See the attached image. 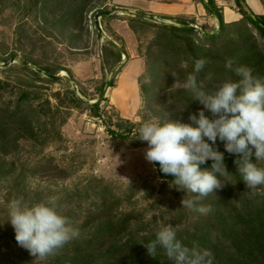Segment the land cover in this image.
<instances>
[{
    "label": "trees",
    "instance_id": "obj_1",
    "mask_svg": "<svg viewBox=\"0 0 264 264\" xmlns=\"http://www.w3.org/2000/svg\"><path fill=\"white\" fill-rule=\"evenodd\" d=\"M94 2L28 0L21 3L20 0L16 3L24 13L42 18L37 19L36 27L32 25L34 28L29 23L34 33L28 39L24 38V26L28 23L22 22L19 31L22 35L16 38L11 50L5 43L0 45V62L6 63L20 55L19 62L0 67V72L17 71L16 77L20 80L17 85H10L0 77V178L11 177L16 171L15 160H7L8 156L36 146L38 154L51 143L64 140L61 126L72 109L85 108L94 117L101 115L100 102L106 100L104 88L114 86L113 77L96 86L92 95H88L83 87L78 89V94L69 84L68 76L54 75L58 70L70 73L68 67L44 64L32 52L25 51L26 43H30L34 50L45 41L42 31L48 26L53 33V29L58 28L62 36L67 35L70 47H76ZM261 2L264 8V0ZM229 4L239 17L226 21L223 8L214 0L206 1V11L210 17L217 18V25L207 21L197 23L194 17L183 15H162L161 19L176 20V23H167L144 15L145 10L122 17L136 34L152 32L144 53L147 79L141 83V91L148 111L159 116L160 121L170 118L195 126L189 117H198L204 106L193 99L192 91L185 87L190 75H195L198 86L209 94L227 80L238 81L240 77L235 69L241 66L251 68L253 76L264 79V11L253 13L245 0H229ZM3 8L0 6V10ZM100 14L109 15L107 11H100ZM192 24L199 29L190 26ZM96 32L99 33L98 29ZM53 36L57 37L58 32ZM123 55L127 57L123 47L106 40L101 47L102 69L111 72ZM200 59L206 63L196 73L195 62ZM229 60L233 62L231 68L226 67ZM25 63L36 66V69ZM62 78L67 86L62 91L51 93L55 103L49 96L42 99L38 83ZM5 92L13 94V97L5 99ZM95 95L100 100L88 103V100L96 98ZM204 111L206 116L213 118L209 111ZM145 121L134 123L117 116L114 127L108 132L114 139L140 146L146 144L139 139V130ZM213 147L224 154L229 174L223 178L225 184L221 189L199 200L197 206L211 209L207 213L182 207L186 192L177 189L174 177L162 173L158 163L154 164L161 180L158 192L170 196L163 207V198H158L148 206L124 208L125 203L140 193L144 185L130 183L119 192L103 178H95L85 190L76 189L61 197L67 205L59 207V211L71 227L78 230L76 238L55 254L41 259L19 246L14 228L0 222V264H175L162 247H157L153 258L144 246L154 241L157 232L167 225L173 226L176 238L189 249L210 250L212 264H264V185L249 189L234 163L236 154L228 153L219 138ZM251 159L258 167L264 168V160L256 161L254 156ZM211 165L209 160L201 165V169L210 170ZM80 166L81 163L75 160L63 162L52 155L39 156L22 166L14 186L17 189L26 178L54 182L65 180L78 172ZM187 196L192 198L194 194L188 193ZM25 204L32 205V202ZM0 218L1 221L9 219V213ZM7 231L12 233L14 244L4 242Z\"/></svg>",
    "mask_w": 264,
    "mask_h": 264
},
{
    "label": "rangeland",
    "instance_id": "obj_2",
    "mask_svg": "<svg viewBox=\"0 0 264 264\" xmlns=\"http://www.w3.org/2000/svg\"><path fill=\"white\" fill-rule=\"evenodd\" d=\"M25 1L28 0H21V3ZM148 1L150 0H95L92 10L87 13V26L79 35L80 40L76 42V47H70L67 35L62 36L58 28L53 29L55 33L58 32V36H53L55 33L49 26L42 31L45 41L37 45L34 50L31 49L30 43H26L25 51L32 52L34 57H39L44 64L68 67L70 73L58 70L54 75L68 76L69 84L78 94H80L78 89L83 87L88 95H92L96 86L104 80L108 81L111 77H113L114 86L104 88L106 100L100 102L102 108L100 116H92L85 108L71 110L67 121L61 126L64 140L60 143H51L38 154L37 146L35 148L26 146L27 148L19 153L6 158L15 160L16 171L11 177L0 178V217L9 213V204L16 199H22L24 203L31 201L35 204L46 201L50 196H56L58 204L60 203L59 207L64 208L67 203L61 200L63 195L76 189L85 190L89 182L95 178H103L115 191L119 192L124 191L130 183L144 185L143 190L129 203H125L124 208L148 206L158 198H163L161 207L167 204L169 195L163 196L158 192L161 180L155 165L146 161L144 157L147 143L134 146L128 141L112 138L108 132V129L114 127L117 116L128 118L134 123L141 120H160L159 116H154L148 111L141 91V83L147 79L144 53L152 38V32L149 30L136 34L129 27L128 21L122 18L125 15H135L134 13L146 11ZM17 2L20 3V0H0V6L4 7L0 10V45L7 44L9 50L14 47L16 38L22 35L19 31L24 22L28 23L24 26L26 28L24 38L28 39V36L34 33L32 29L36 27L37 19L42 18L40 15L24 13L21 8H17ZM248 2L252 12L257 11L261 6L263 8L261 0H248ZM100 11H107L109 15L100 14ZM205 12L207 22L212 23L213 17L208 19L209 14ZM144 15L167 23H176L175 19H161V16L153 12L146 11ZM29 23L34 27H29ZM192 25L199 29L196 24ZM106 40H111L127 51V57L123 55L121 62L117 63L111 72L107 69L104 71L101 67V47ZM47 41L50 42L46 43ZM19 57L13 58V61H10V58L6 63L0 62V67L19 62ZM30 67L36 69V66ZM18 74L17 71L0 72V77L10 85H17L20 83L16 77ZM38 85L41 86L42 99L49 96L52 103L55 102L51 93L57 90L62 91L67 86L63 78L38 83ZM10 95L5 92L4 98L13 97V94ZM95 97L87 102L99 99L97 95ZM48 155L63 162L75 160L81 163L80 170L65 180L55 182L41 178H26L16 189L14 183L20 177L22 166L31 163L39 156ZM0 222L13 228L8 219L0 220ZM3 240L5 243L14 244L10 231H7Z\"/></svg>",
    "mask_w": 264,
    "mask_h": 264
},
{
    "label": "clouds",
    "instance_id": "obj_3",
    "mask_svg": "<svg viewBox=\"0 0 264 264\" xmlns=\"http://www.w3.org/2000/svg\"><path fill=\"white\" fill-rule=\"evenodd\" d=\"M205 63L197 60L195 72L199 73ZM232 63L229 60L226 67L231 68ZM235 72L240 77L238 81L227 80L210 94L198 86L195 75L188 77L185 87L213 118L200 110L198 117H189L195 126L168 118L147 120L139 130V139L148 145L144 152L146 161L158 163L162 173L174 177L177 189L186 192L182 207L202 214L211 209L197 206L199 200L221 189L223 178L229 174L224 154L213 147L217 138L224 142L228 153L236 154L234 163L247 187L252 190L264 185V168L251 159L254 156L256 161L264 160V79L253 76V70L246 66ZM209 160L211 169L202 170L201 165ZM188 193L194 196L189 198ZM8 221L17 244L41 259L55 254L78 236V230L60 213L56 196L32 205L22 199L11 201ZM144 246L153 258L157 247H162L175 264H212L210 250L184 246L172 225L162 227L156 239Z\"/></svg>",
    "mask_w": 264,
    "mask_h": 264
},
{
    "label": "crops",
    "instance_id": "obj_4",
    "mask_svg": "<svg viewBox=\"0 0 264 264\" xmlns=\"http://www.w3.org/2000/svg\"><path fill=\"white\" fill-rule=\"evenodd\" d=\"M206 1L207 0H150L148 1L146 11L153 12L159 16L162 15H183L185 17H194L197 23L201 21H207L205 17L206 14ZM218 6L223 8V16L226 21L234 20L239 17V13L231 8L229 5V0H214ZM246 3L251 8L248 0H245ZM228 2V3H227ZM261 3V2H260ZM262 5V4H261ZM254 13H262L263 8H258L257 11H253ZM210 19V16H208ZM214 19V20H213ZM212 19L213 22L217 23V18L214 17Z\"/></svg>",
    "mask_w": 264,
    "mask_h": 264
},
{
    "label": "water",
    "instance_id": "obj_5",
    "mask_svg": "<svg viewBox=\"0 0 264 264\" xmlns=\"http://www.w3.org/2000/svg\"><path fill=\"white\" fill-rule=\"evenodd\" d=\"M134 14H136V13H134ZM185 24H188V23H185ZM190 26H192V27H194V28H196L195 26H193V25H190ZM14 59L13 58H11V60L10 61H13ZM25 65H27V66H31L29 63H25ZM99 99H100V97H99ZM98 99V100H99ZM98 100H96V101H91V102H89V103H96Z\"/></svg>",
    "mask_w": 264,
    "mask_h": 264
}]
</instances>
